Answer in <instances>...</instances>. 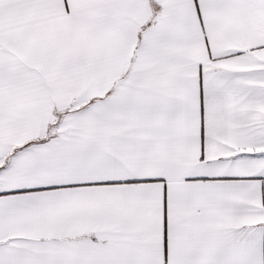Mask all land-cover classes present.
Returning a JSON list of instances; mask_svg holds the SVG:
<instances>
[{
    "label": "snow or ice",
    "instance_id": "1",
    "mask_svg": "<svg viewBox=\"0 0 264 264\" xmlns=\"http://www.w3.org/2000/svg\"><path fill=\"white\" fill-rule=\"evenodd\" d=\"M0 264H264V0H0Z\"/></svg>",
    "mask_w": 264,
    "mask_h": 264
}]
</instances>
